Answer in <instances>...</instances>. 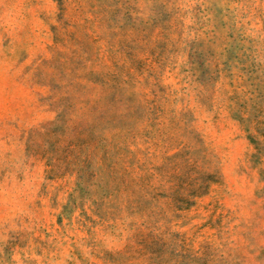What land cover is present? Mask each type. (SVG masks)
<instances>
[{
	"label": "rangeland",
	"instance_id": "1",
	"mask_svg": "<svg viewBox=\"0 0 264 264\" xmlns=\"http://www.w3.org/2000/svg\"><path fill=\"white\" fill-rule=\"evenodd\" d=\"M0 264H264V0H0Z\"/></svg>",
	"mask_w": 264,
	"mask_h": 264
}]
</instances>
